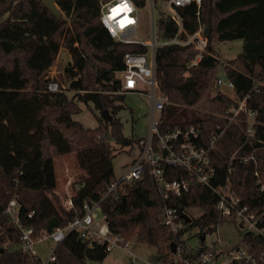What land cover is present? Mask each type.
I'll return each mask as SVG.
<instances>
[{"label":"trees","instance_id":"16d2710c","mask_svg":"<svg viewBox=\"0 0 264 264\" xmlns=\"http://www.w3.org/2000/svg\"><path fill=\"white\" fill-rule=\"evenodd\" d=\"M53 1L59 8L58 15L43 0H0V245L16 242L19 237L18 229L4 212L13 195L21 222L31 226L35 234L63 226L73 218V209L54 207L48 196L57 185L55 157L74 152L82 165L91 167L86 164L85 153L100 148L106 165L92 184L72 197L80 206L83 201L97 200L115 180L109 140L121 147L137 141L123 134V124L115 117L120 107L116 101L124 96L117 93L121 89L117 72L123 68L124 52L146 51V47L113 40L99 24V0ZM135 1L138 5L144 3ZM196 9L194 3L178 8L183 26L180 38L185 39L200 24L206 28L203 57L188 66L196 54L192 43L166 44L156 51L159 86L167 97L159 129L199 127L197 143L205 147H209L213 135L223 130L209 147L216 169L214 184L225 180L227 162L234 151H253L258 162L233 160L229 178L233 191L249 209L264 212V189H259L253 174L258 170L264 183V42L257 47L248 42L252 37H264V0H201L198 16ZM157 27L161 38L173 36L177 29L164 15L159 17ZM233 39L243 41L242 49L229 64H223V69L234 82L244 79L245 87L234 83L235 93L230 96L215 86L221 61L214 45ZM250 46L256 53L249 55L248 65L245 56ZM61 47L71 57L65 67L68 88L74 92L71 96L65 90H47V72ZM245 94L244 108L255 113L250 124L244 111L230 120L231 108L238 106ZM79 103H92L99 111L107 109L110 120H103L100 114L95 127L85 126L73 118L80 111ZM247 125L253 128V136L247 135ZM167 170L169 179L186 177L180 168ZM216 200L209 188L192 184L176 205L181 209L200 207L202 213L173 234L159 222L161 197L153 177L145 171L140 179L125 182L106 196L100 209L112 233L124 240L134 237L136 242L154 247L150 257L166 263L172 254L170 242L182 241L184 231L194 228L200 237L229 219L215 209ZM243 241L252 251L264 249V238L258 235L246 233ZM199 250L190 256H196ZM108 252L104 244L90 246L71 231L56 247L51 264L101 262ZM181 252L185 254L186 250ZM38 261L19 250L5 249L0 253V264Z\"/></svg>","mask_w":264,"mask_h":264},{"label":"built area","instance_id":"2783aa9c","mask_svg":"<svg viewBox=\"0 0 264 264\" xmlns=\"http://www.w3.org/2000/svg\"><path fill=\"white\" fill-rule=\"evenodd\" d=\"M162 1L165 8L158 4ZM196 4V15H199L201 0H144L142 5H138L135 0H99V24L107 31L109 36L120 43L140 44L146 47V51H126L123 53V68L117 72L121 80V93L144 94L148 98V134L145 137L137 138L133 144L138 148V153L126 164L123 174L110 183L107 189L97 200L92 202L83 201L80 206H76L73 199L68 200L70 209H73L74 216L65 225L54 228L51 231H41L34 233L31 226L21 222L19 217V205L16 195H13L5 206V214L8 216L19 231L16 242H6L0 245V253L3 250H19L28 257L38 258L37 264H51L55 260V249L66 235L75 231L77 235L86 240L91 246L94 243L104 244L107 251L115 247H120L127 252L133 261L138 257L133 253V245L130 239L124 240L119 234L112 233L106 224L104 215L101 213L100 202L120 188L125 182L140 179L145 171L153 177L157 190L159 191L162 206L159 213V222L166 226L173 234L185 228L188 224L184 221L182 214L192 215L188 209H181L176 205L183 194L188 192L192 184L206 186L217 197L214 204L215 209L222 215L229 217L237 228L241 231V245L236 244L232 249L225 250L218 246L216 241L204 242L201 236H197L199 244L193 248L186 245L183 234L182 241L175 242V252H172L166 263L155 261L151 257L146 260L141 259L143 264H243L264 262V249L252 251L243 241V235L251 233L264 238V212H257L249 209L242 202L241 198L233 191L229 175L231 173L232 161L240 162L252 161L257 163V159L250 151L246 154H238L234 151L228 163L225 180L222 183L214 184L216 169L211 161L209 147L213 146L223 130L213 135L210 139L209 147L199 145L200 128L196 126L176 127L166 131L159 129L161 111L167 103L166 95L161 91L159 80L156 73V51L159 46L166 44L185 45L192 43L196 51L194 59L188 66L196 64L204 55L207 46V36L204 27L200 24L197 30L187 34L185 39L180 38L183 31L182 18L178 8L188 4ZM150 11V29L148 38L140 35L141 14L144 7ZM161 15L169 16L177 25L176 32L168 38H161L158 32L157 22ZM215 86L234 87L232 80H223L217 77ZM47 90L62 91L64 86L50 76L47 82ZM245 94L239 101L238 106L232 107L230 120L240 111L246 114L248 124L254 121V111L244 108ZM247 135L253 136V128L247 125ZM168 167L180 168L186 177L169 179L170 172ZM259 189H264L258 170L254 171ZM74 207H77L76 210ZM100 215V216H99ZM32 216L31 213L28 214ZM102 220V221H101ZM104 221V222H103ZM42 242H51L52 246L46 259L43 261L38 257L35 246ZM182 249L186 250L182 254ZM200 249V250H199ZM198 251L196 256L190 253Z\"/></svg>","mask_w":264,"mask_h":264},{"label":"rangeland","instance_id":"374dc122","mask_svg":"<svg viewBox=\"0 0 264 264\" xmlns=\"http://www.w3.org/2000/svg\"><path fill=\"white\" fill-rule=\"evenodd\" d=\"M158 4L161 8H165V4L162 1H159ZM141 20L140 35L143 38H148L150 29V11L147 6L142 10ZM248 42L250 45L257 47L260 42H264V37H252ZM242 43L243 41L241 39H233L218 42L214 45L221 61V64L216 71L218 77H221L226 81L230 80L223 69V64H229V61L239 54L242 49ZM249 51V54L245 56L248 65L250 62L249 55L256 53L251 46L249 47ZM68 60V50L61 47L53 64L47 72V76L49 78L52 76L53 79L59 81L64 86L66 93L71 96L74 92L68 88L70 80L65 76V67L68 65ZM244 77H246V75H244ZM243 80L244 79L242 78H238V82L237 80L233 82L245 87ZM220 88L230 96H233L235 93V87L227 88L223 86ZM117 93L124 94L121 92ZM116 103H118L120 107L117 110L115 117L119 118L123 124V134L134 139L145 137L149 130L148 98L144 94L125 93L123 99L116 101ZM79 105L80 111L73 114V118L87 127H95L98 123L100 111L96 109L92 103H79ZM109 144L112 149V154H114V157L111 160V166L115 178H119L123 174L126 164H128L138 153V148L136 145H126L121 147L113 140H109ZM99 149V147H96L85 153L87 160L86 164H89L91 167L82 165L79 155L74 152L54 158L57 185L53 194L48 195L52 200L54 207L60 206L65 210H70L68 200L73 196L80 194L84 188L89 184H92L98 176L101 168L103 170L106 163L104 162V156ZM74 208L78 210L77 207ZM187 212L195 217L202 213V209L200 207H191ZM196 233L197 230L194 228L184 231L183 237L187 246L195 248L199 244ZM212 241H216L218 246L225 250L232 249L236 244L241 245V231L232 220H226L220 224L216 230L207 233L204 236L205 243H210ZM130 245H133V253L138 257L135 261H133L131 256L120 247H115L108 252L107 256L101 262L85 260L84 264H143L141 259L146 260L155 250L152 246L136 242L134 237L130 238ZM51 246V242H42L35 246L38 257L41 260L44 261L46 259Z\"/></svg>","mask_w":264,"mask_h":264},{"label":"water","instance_id":"95a60500","mask_svg":"<svg viewBox=\"0 0 264 264\" xmlns=\"http://www.w3.org/2000/svg\"><path fill=\"white\" fill-rule=\"evenodd\" d=\"M44 4L56 15L59 14V8L57 7V5L55 4V2L53 0H43ZM206 28H204V32L206 33ZM101 117L103 120H110L111 115L109 114V111L107 109H103L100 111ZM184 221L186 223H190L191 218L186 215V214H182ZM201 240H203V236L200 237ZM170 249L172 252H175V242H170Z\"/></svg>","mask_w":264,"mask_h":264},{"label":"crops","instance_id":"0c3cea01","mask_svg":"<svg viewBox=\"0 0 264 264\" xmlns=\"http://www.w3.org/2000/svg\"><path fill=\"white\" fill-rule=\"evenodd\" d=\"M69 53V52H68ZM70 60H71V57H70V54H69V60H68V63L70 62Z\"/></svg>","mask_w":264,"mask_h":264}]
</instances>
